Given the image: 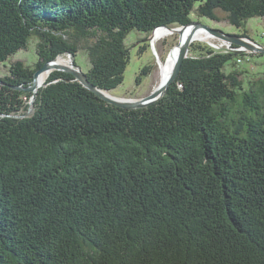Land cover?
I'll use <instances>...</instances> for the list:
<instances>
[{
  "label": "trees",
  "instance_id": "1",
  "mask_svg": "<svg viewBox=\"0 0 264 264\" xmlns=\"http://www.w3.org/2000/svg\"><path fill=\"white\" fill-rule=\"evenodd\" d=\"M193 11L250 37L264 0H0V71L31 41L38 58L0 76V264H264V72L238 68L253 54L193 42L163 97L138 109L65 71L32 106L17 88L85 50L89 80L112 91L132 30L144 41Z\"/></svg>",
  "mask_w": 264,
  "mask_h": 264
},
{
  "label": "rangeland",
  "instance_id": "2",
  "mask_svg": "<svg viewBox=\"0 0 264 264\" xmlns=\"http://www.w3.org/2000/svg\"><path fill=\"white\" fill-rule=\"evenodd\" d=\"M220 14L224 16L223 13ZM191 18L193 21H199L210 27L223 30L224 32L229 34H240L241 32H243V28H238L232 25L227 19H221L220 21H216L207 17H199L195 11L192 12ZM177 26L175 25L173 27H177ZM160 28H166V27H160ZM246 28L248 30V35L252 39H254L258 43L264 44V16L250 18L246 23ZM158 29H156L151 35H148L146 37V40L144 41H141V39L144 38L146 35L144 32L138 30H132L129 33L126 39V43L127 45L131 46V61L126 69L124 82L116 89L110 91L113 95L125 99L127 98L138 99L149 95L161 83V82L159 83L160 70L158 66V60L160 59V57L162 59H165L169 51L176 44L180 42L179 39L180 34L179 33L172 34L170 36L162 38L157 43H155L153 41V35L155 32H157ZM215 37L216 38L211 39L209 41L195 40L193 42L210 45V42L215 41V39L223 41V39L217 36ZM146 44L149 45L148 48L145 49L143 53H140L139 51L141 47ZM251 54L253 55H250L248 60L245 59L243 63H238L239 69L243 71H247L245 72L244 75L246 76V79H248V77H250L255 73L260 74L264 72V55L256 54V52L254 53L252 52ZM61 56L69 58L71 60V63L72 62L74 63V58L71 57L69 54H63ZM37 59L38 58L36 53L35 41H31L27 49H23L20 52H18L17 55L13 56L7 62V66H2V69L0 71V76H4L7 73L8 66L13 61L22 60L25 61L27 64H34L37 61ZM76 62L83 72L87 73L89 71L90 69L89 56L85 50H81L77 54ZM147 65H153L154 66L153 70L148 76L144 78L141 84H137L136 81L137 75Z\"/></svg>",
  "mask_w": 264,
  "mask_h": 264
},
{
  "label": "water",
  "instance_id": "3",
  "mask_svg": "<svg viewBox=\"0 0 264 264\" xmlns=\"http://www.w3.org/2000/svg\"><path fill=\"white\" fill-rule=\"evenodd\" d=\"M191 26L194 27L193 32H195L199 28H205L206 30L210 31L213 35L221 39H224L226 41L232 42L233 44L243 46L244 48L248 49L251 53L256 52V54L258 53V54L264 55V44L256 42L251 37H248V36L245 37L239 34H229V33L224 32L223 30L210 27L199 21H192L190 24L177 26V27H170V26H160V27L186 29ZM192 42H193V35H191L184 43H179V45H181V49H180L176 64L173 68V71L168 77V79L165 82L160 83L149 95L142 97V98L132 100V99L119 98V97L113 98L111 96H108L106 92H110V91L103 90L97 87L95 84H93L89 80L88 74L83 72L82 69L75 64V62L73 66H59L53 63L57 58L55 60L45 63L43 67H41L35 72L33 82L30 86H27L24 88L18 86L17 88L24 89L26 91L33 93V97L30 100V104L32 106L34 103L35 96L37 95L38 89L40 88L37 86V83H36L37 77L46 71H50L51 73L54 70H59V71H65V72L71 73L75 77V80L82 83L85 87L90 89L92 92L97 94L101 99L105 100L106 102L110 104H113L117 107H121L124 109L144 108V107L150 106L153 103L159 101L163 97V95L166 93L167 89L172 84V82L177 78L180 72V69L182 67V64L184 62V59L187 58L189 55L190 45ZM69 55L73 57L72 54H69ZM0 84H4V82L1 79H0ZM31 110L32 109H30L29 112H31Z\"/></svg>",
  "mask_w": 264,
  "mask_h": 264
},
{
  "label": "bare ground",
  "instance_id": "4",
  "mask_svg": "<svg viewBox=\"0 0 264 264\" xmlns=\"http://www.w3.org/2000/svg\"><path fill=\"white\" fill-rule=\"evenodd\" d=\"M194 27H188L186 29L182 28H160L157 30V32L154 33L153 35V41L157 43L159 40L162 38H165L167 36H170L172 34L179 33L180 34V42L179 43H184L191 35H193V41L195 40H201V41H209L211 39L216 38L210 31L206 30L205 28H199L195 32H193ZM182 32V34H181ZM185 33V34H184ZM186 38V39H185ZM254 40V39H253ZM176 44L167 54L165 59H160L158 60V66L160 70V81L159 83L165 82L170 74L173 71V68L176 64L181 45ZM248 50V49H246ZM249 51V50H248ZM250 52V51H249ZM58 59V58H57ZM57 59L53 62L56 65L59 66H73V62L71 63V60L67 57H59L58 61ZM50 75V71L44 72L41 74L39 77H37L36 83L37 86L44 84L47 81V78ZM108 96H111L113 98H117L118 96L113 95L111 92H106ZM120 98V97H119ZM128 99V98H127ZM132 99V98H130ZM134 100V99H132Z\"/></svg>",
  "mask_w": 264,
  "mask_h": 264
},
{
  "label": "built area",
  "instance_id": "5",
  "mask_svg": "<svg viewBox=\"0 0 264 264\" xmlns=\"http://www.w3.org/2000/svg\"><path fill=\"white\" fill-rule=\"evenodd\" d=\"M209 46L215 52H220V53H228V52H235V51L244 52L247 55L250 53L243 46H237V45L235 46V44H233L232 42L225 41L224 39H223V41L215 39V41L210 42ZM238 61L241 62L242 59H238Z\"/></svg>",
  "mask_w": 264,
  "mask_h": 264
}]
</instances>
